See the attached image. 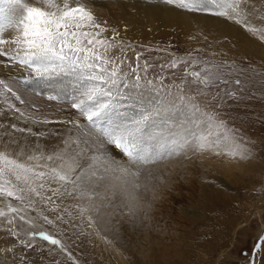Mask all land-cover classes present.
<instances>
[{
    "label": "snow or ice",
    "instance_id": "6c2138e0",
    "mask_svg": "<svg viewBox=\"0 0 264 264\" xmlns=\"http://www.w3.org/2000/svg\"><path fill=\"white\" fill-rule=\"evenodd\" d=\"M37 2L40 6H34L30 0H0L14 13L0 25V32L16 33L11 41L16 46L14 54L0 49V56L7 57L9 62L4 64L9 75L0 76V112L5 115L8 111L19 112L21 118L33 123L71 127L67 129L68 135L52 146L22 143V138L3 140L0 226L21 246L34 248L31 241L38 237L66 251L59 239L43 231H28V241L22 238L24 225L35 227V218H27L29 212H35L36 217L49 225L67 223L65 214L71 217L73 212L60 206L70 199L75 202L71 207L81 222L86 220L87 227L98 228L97 217L105 208H117L118 202L122 205L129 201L126 211L135 223L139 218L135 202L143 198L142 189L154 191L156 180L161 185L166 183L162 176L154 174L160 163L181 156L191 159L204 153L239 160L251 158L238 130L221 118L220 109L245 90V81L239 76L232 78L237 71L234 65L205 60L196 71L193 69L200 61L191 59L192 53L189 58H173L159 67L175 70L184 65L183 78L165 87L163 76L148 77L152 65L147 60L142 69L144 75L140 74L141 53H136L135 67L129 64L130 71L124 69L126 53L121 58L113 52L117 48L124 52V46L116 40L118 33L111 38L103 36L108 29L97 21L92 0ZM166 3L188 13L234 21L264 41V28L248 23L242 0H166ZM5 43L0 39V45ZM9 64L19 65L29 75H12ZM33 80L34 86L27 87ZM188 84L196 85L197 95L206 99L204 108L192 103L196 97L186 93ZM212 88L218 91L209 98L205 90ZM29 91L48 101L70 105L75 110L71 115L76 118L37 119L36 113L42 114V109L35 104L31 106L34 112L22 111L12 99L27 108ZM11 128L37 137L46 135L34 132L31 127L12 124ZM9 198L18 204L14 206ZM45 208L58 214L51 219L43 214ZM262 249L264 236L254 245L253 255Z\"/></svg>",
    "mask_w": 264,
    "mask_h": 264
},
{
    "label": "rangeland",
    "instance_id": "374dc122",
    "mask_svg": "<svg viewBox=\"0 0 264 264\" xmlns=\"http://www.w3.org/2000/svg\"><path fill=\"white\" fill-rule=\"evenodd\" d=\"M30 2L40 6L37 0ZM92 3L97 21L108 29L103 36L111 38L118 33L116 40L122 43L124 52L119 48L113 52L121 58L126 53V71H130L129 64L136 66V53H141L140 74L144 75L142 69L147 60L152 65L148 77L163 76L164 86L168 87L179 83L185 67L180 65L175 70L159 67L173 58H189L188 54L192 53L191 59L200 61L193 69L196 71L205 60L234 65L237 71L232 78L239 76L245 81V90L226 102L220 109L221 118L238 130L242 142L251 151V158L239 160L204 153L191 159L181 156L160 163L154 174L162 176L166 183L161 185L156 180L153 181L154 191L143 192L142 189L143 198L135 202L139 217L135 223L126 211L129 201L122 205L118 202L117 208H105L97 217L98 228L87 227L86 220L81 222L71 207L75 202L70 199L60 206L73 212L71 217L65 214L67 223L49 225L36 217L35 212H29L27 218H35V227L30 229L24 225L22 238L28 241V231H43L59 239L66 251L38 237L31 241L34 248H24L0 226V264H74V261L75 264H264V249L253 255L254 245L264 236V41L245 30L244 38L254 46L250 52H245L237 47V43H227L217 32L207 35L180 24L158 26L146 23L145 12L151 9L169 8L189 16L196 24L202 19L218 18L179 10L166 0H92ZM241 7L250 25L264 28V0H242ZM9 67L12 75H29L19 65L9 64ZM238 70H243L242 74ZM8 75L9 68L0 71V76ZM187 79L191 80V77ZM34 84L33 80L27 87L32 88ZM185 89L188 95L196 97L192 103L205 107L206 99L197 95L196 85L188 84ZM205 91L210 98L218 89ZM26 96L29 99L27 108L14 98L12 102L25 112H34L33 104L39 106L42 114L36 113L37 119L76 118L71 115L75 110L70 105L48 101L32 91ZM0 124H3L0 149L3 140L21 138L22 143L30 141L38 142L42 147L52 146L66 137L67 129L71 127L61 123L45 125L25 121L19 112L12 111L0 117ZM12 124L31 127L34 132H45L46 135L37 137L16 132L11 128ZM9 200L14 206L18 204ZM145 203L151 206L145 207ZM43 214L54 219L58 213L45 208ZM8 248L13 251L8 252Z\"/></svg>",
    "mask_w": 264,
    "mask_h": 264
},
{
    "label": "bare ground",
    "instance_id": "6f19581e",
    "mask_svg": "<svg viewBox=\"0 0 264 264\" xmlns=\"http://www.w3.org/2000/svg\"><path fill=\"white\" fill-rule=\"evenodd\" d=\"M156 6V5H155ZM154 6V7H155ZM168 7V6H167ZM161 9V8H160ZM163 9V8H162ZM166 9V8H165ZM12 8L0 3V25L7 22V19L13 16ZM133 19V17H131ZM146 23H155L158 26H166L173 24H180L188 30H198L204 32L207 35H211L214 32L221 34L226 42L237 43V47L243 49L245 52H250L254 47L252 43L248 42L244 38L245 29L241 25L236 24L234 21H229L225 18L218 17L212 20H203L199 24L194 19L189 18V16L182 14L181 12L172 11L167 8V10L151 9L145 12ZM15 31L9 30L5 32H0V39L6 41L5 44L0 45V49L14 54L13 50L15 45L11 42L15 39ZM7 57L0 56V71L4 70L5 62H7ZM2 112H0L1 114ZM4 114H1L2 117Z\"/></svg>",
    "mask_w": 264,
    "mask_h": 264
}]
</instances>
